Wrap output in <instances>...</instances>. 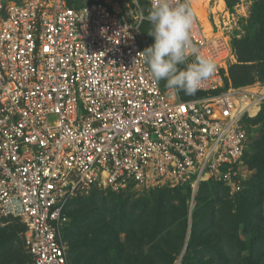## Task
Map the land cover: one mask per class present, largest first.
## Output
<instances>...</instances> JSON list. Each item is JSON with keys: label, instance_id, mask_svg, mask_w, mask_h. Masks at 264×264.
Returning a JSON list of instances; mask_svg holds the SVG:
<instances>
[{"label": "built area", "instance_id": "built-area-1", "mask_svg": "<svg viewBox=\"0 0 264 264\" xmlns=\"http://www.w3.org/2000/svg\"><path fill=\"white\" fill-rule=\"evenodd\" d=\"M141 17L106 1L0 0V219L23 223L29 264H68L67 208L90 188L213 182L234 195L254 173L245 126L264 82L231 83L226 25L208 16L206 30L194 14L193 42L216 70L183 98L142 62Z\"/></svg>", "mask_w": 264, "mask_h": 264}, {"label": "trees", "instance_id": "trees-1", "mask_svg": "<svg viewBox=\"0 0 264 264\" xmlns=\"http://www.w3.org/2000/svg\"><path fill=\"white\" fill-rule=\"evenodd\" d=\"M68 5L73 6L69 2ZM253 12L256 22L254 37L245 46H235L232 42L237 61L242 63L264 59V5L261 3ZM237 63L229 67L231 83L235 86H241L254 82L252 81L253 76L233 70L238 67ZM244 68L247 67L244 65ZM180 93L183 98L188 96L183 92ZM246 122H251L258 126L256 135L251 139L249 145L251 151L247 149L245 152V162L254 170V173L246 183L243 191L237 194L234 213H231V201L226 199L228 196L227 191L221 184L213 182L200 183L196 190L198 194L195 198L196 206L192 213V223L188 229V231L190 230L192 241L198 237L199 226L204 224L207 225L209 237L221 244L239 242L234 233L237 227L236 224L243 222L247 226H264V106L256 117ZM180 188L191 192L187 186ZM179 189L163 188L158 190L151 197L149 203L145 200L144 207L137 213L140 202H130L128 198L115 202V199L110 200L107 197L99 202L100 192L98 191L93 192L91 202L83 203L80 200V202H76L75 207L78 208L80 215L77 223L80 227L69 233L70 238L85 231L93 234L91 241H93L95 246L102 244V241L98 238L100 235H103L106 240L113 242L110 246H98L99 250L95 248V251L89 247L90 242H87L89 246L83 251L80 260H84V264H135L136 262L138 264H169L172 259L169 253L165 251L166 259L170 258L169 262L165 260L163 263L162 252L164 253V251L159 250L158 247L162 241L165 243L166 238L157 234L154 235L153 230L159 224L163 228L173 219L181 218L179 228L182 232L184 230L186 232L188 228V192ZM206 210L208 211L206 215L208 220H205L204 217L202 220L201 218L199 219ZM229 217L232 218L230 229L228 224ZM129 219H134V222L128 224ZM122 233H124L123 240H121ZM12 235L14 236V234ZM145 235L150 238L147 242L145 241ZM259 236L257 234L252 237L249 256L255 258L256 264L261 261L264 264V250L260 249L262 245L264 249V238L260 240ZM156 238L159 239L154 243ZM166 242L168 241L166 240ZM152 243H154L155 247L151 246ZM145 244H149L147 251L144 247ZM189 248L190 244L188 245ZM242 248L243 246L240 244L239 250L242 251ZM110 249H114L113 261L108 258ZM228 254H232V249L228 252L223 249L216 258L212 256L210 261L213 264H223L225 260L231 262L227 258Z\"/></svg>", "mask_w": 264, "mask_h": 264}, {"label": "rangeland", "instance_id": "rangeland-1", "mask_svg": "<svg viewBox=\"0 0 264 264\" xmlns=\"http://www.w3.org/2000/svg\"><path fill=\"white\" fill-rule=\"evenodd\" d=\"M67 3H71L73 6H80L85 3H89L92 1H106L108 4L119 7L122 10L129 11L131 16L140 15L147 16L148 9L150 8L146 0H66ZM224 6L222 9H218V4L216 0H202V5L206 6L203 7L206 15L205 18L209 16V20L211 22L216 21V23L220 24L221 27L226 25V34L229 36L233 44L236 46H245L246 43L250 39L254 37L255 30H256V22L254 19V12L255 8L259 6L261 3L264 5V0H223ZM187 3L190 2L187 0ZM191 7V6H190ZM193 11V10H192ZM195 14V13H194ZM229 14V16L227 15ZM208 15V16H207ZM233 16V17H232ZM229 18V19H228ZM223 21L227 24H223ZM205 23V26H208L207 19L202 21ZM151 28L150 23L147 19H141L139 24V34L142 43L147 47L153 43V38L147 34V31ZM236 65L241 68H234L236 72L246 73L249 76H253L252 81H260L264 82V59L261 61H250V62H239ZM253 64V65H252ZM245 67L247 68H244ZM162 87H165V81H160ZM246 131L248 134V147L247 149L250 150V142L251 139L256 135L257 132V124H252L251 122L246 123ZM251 176V175H250ZM251 178V177H250ZM249 178V179H250ZM246 187V186H245ZM180 187L176 188H167V189H179ZM163 189V188H162ZM160 188H145L141 186H128L124 190L120 191H110V190H103L98 188H90L86 192L79 194L77 197L72 199L69 203L67 208V221L64 223L61 229V237L66 246V256L68 264H84V260H80L83 251L85 248L89 246L87 242H90V248L94 251L96 249L99 250V247L103 246H110L113 244L111 240H106L103 235H100L98 238L102 241V244L95 246L93 241H91L93 234L82 232L79 235H74L70 238V232L79 228L77 220L79 215L78 208L75 207V203L79 200L83 203L91 202V196L94 191L100 192L99 194V202L103 200V198L107 197L110 200L115 199V202H120L124 198H128L130 202H140L137 212H140L144 207L145 200L148 203L151 200V197L158 190H162ZM181 191H186L185 189H179ZM243 191V190H242ZM241 191V192H242ZM240 193V192H239ZM198 193L195 192L192 194L188 192V200H187V221H188V228L182 232L179 224L180 219H173L171 222H168L166 227L162 228V225L155 226L153 233L154 235L164 236L168 242L165 243L162 241L160 243L159 250L162 251L163 263L169 262L170 258L171 261L169 264H213L212 256L215 258L219 255L221 250H226L227 252L232 249V254H228L227 258L231 260L223 261V264H256L255 258H252L250 255L249 247L250 241L252 237L259 234L260 240L264 238V226L256 227V225L247 226L245 223L241 222L236 224V231L234 232L237 236L239 242L235 243H218L213 238L209 237V231L207 229V225H200L198 229V237L191 240L190 237V230L188 231L189 227L192 223V213L196 206L195 198ZM226 199L231 201L230 209L231 213L235 212L236 210V199L237 194L229 195L227 192ZM79 201V202H80ZM131 206V204H130ZM208 211L204 212V215L200 216L199 219L204 217L205 220H208L206 217ZM207 218V219H206ZM134 219H129L128 224H132ZM153 224V223H152ZM229 229L232 226V218L229 217L228 220ZM127 228V226H126ZM248 228V231H247ZM23 229H25L23 223L19 218L15 217H7L0 219V264H29V257L28 253L24 247L23 242ZM258 229V230H257ZM14 234V236L12 235ZM147 242L150 238L148 235H145ZM71 239V240H70ZM124 239V233L121 234V240ZM156 238L154 243L157 241ZM95 240V239H94ZM263 243V241H261ZM154 243L151 246L155 247ZM261 243V244H262ZM190 244V248L188 249V245ZM240 244L243 246L242 251L239 250ZM145 250L149 248V244L144 245ZM96 248V249H95ZM261 250L263 249V245L260 246ZM258 250V249H257ZM169 253L170 258L166 259V253ZM114 249L109 250L108 258L112 259ZM239 252V254H238ZM259 252H261L259 250ZM113 261V259H112ZM135 264H138L136 262ZM216 264V263H215ZM258 264H263L262 261Z\"/></svg>", "mask_w": 264, "mask_h": 264}, {"label": "clouds", "instance_id": "clouds-1", "mask_svg": "<svg viewBox=\"0 0 264 264\" xmlns=\"http://www.w3.org/2000/svg\"><path fill=\"white\" fill-rule=\"evenodd\" d=\"M141 19L151 25L147 34L153 43L139 53L153 80L165 81L174 94H195L201 82L214 74L216 64L193 42L194 13L187 0H153L147 16L142 13Z\"/></svg>", "mask_w": 264, "mask_h": 264}, {"label": "bare ground", "instance_id": "bare-ground-1", "mask_svg": "<svg viewBox=\"0 0 264 264\" xmlns=\"http://www.w3.org/2000/svg\"><path fill=\"white\" fill-rule=\"evenodd\" d=\"M190 2V6H191V9L193 10V12L195 13V15L198 17V19L202 22V21H205V16H202V15H206L205 11L203 10V7H206L208 4L206 3V6L202 5V0H188ZM207 1H210V0H207ZM217 2V6H218V9H222L223 6H224V1L223 0H216ZM207 23H208V20H207ZM202 24L205 26L206 24L202 22ZM206 27V30H210V27H209V24L208 26H205Z\"/></svg>", "mask_w": 264, "mask_h": 264}]
</instances>
